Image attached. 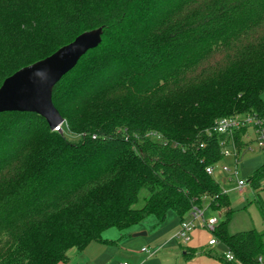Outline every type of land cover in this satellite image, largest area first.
<instances>
[{
  "label": "trees",
  "instance_id": "obj_1",
  "mask_svg": "<svg viewBox=\"0 0 264 264\" xmlns=\"http://www.w3.org/2000/svg\"><path fill=\"white\" fill-rule=\"evenodd\" d=\"M98 29L52 89L67 132L0 113V264H59L107 229L169 211L182 222L205 201L234 257L218 261L260 264L264 233H228V196L206 169L222 161L217 120L264 124V0H0V87ZM246 131L231 136L237 155ZM263 179L264 164L247 184Z\"/></svg>",
  "mask_w": 264,
  "mask_h": 264
},
{
  "label": "crops",
  "instance_id": "obj_2",
  "mask_svg": "<svg viewBox=\"0 0 264 264\" xmlns=\"http://www.w3.org/2000/svg\"><path fill=\"white\" fill-rule=\"evenodd\" d=\"M203 207H207L206 201ZM172 213L168 212V220L165 218L151 230L141 226L144 220L122 232L107 229L101 234V242H91L81 252L69 251L67 260L59 264H221L217 259V247L221 244L209 247L210 235L204 229H195L186 245L175 238L180 220ZM144 248L147 252H141ZM161 251L168 255L160 254ZM175 251L181 253L180 259L177 254L174 259L170 256Z\"/></svg>",
  "mask_w": 264,
  "mask_h": 264
},
{
  "label": "water",
  "instance_id": "obj_3",
  "mask_svg": "<svg viewBox=\"0 0 264 264\" xmlns=\"http://www.w3.org/2000/svg\"><path fill=\"white\" fill-rule=\"evenodd\" d=\"M100 43L101 29L83 33L48 58L7 78L0 87V113H33L43 118L51 131L61 132L64 120L53 106L52 89Z\"/></svg>",
  "mask_w": 264,
  "mask_h": 264
},
{
  "label": "built area",
  "instance_id": "obj_4",
  "mask_svg": "<svg viewBox=\"0 0 264 264\" xmlns=\"http://www.w3.org/2000/svg\"><path fill=\"white\" fill-rule=\"evenodd\" d=\"M241 129L247 130L246 134L243 136V141H245L247 145L242 150V152L245 150L251 151L252 147H254L256 151L264 155V124L254 116H233L222 118L217 120L212 128L207 131L208 136L220 135L222 137L219 142L220 155L222 157V161L231 160V165H219L222 162L221 161L215 166L207 168L206 173L210 176H213L214 172L219 167L218 169L223 175V183L231 184L230 190L238 194L243 193L247 182L240 178L238 164L241 159V155H237V151L231 136L234 132ZM206 209L208 208L206 207ZM220 214L221 213H219V217ZM218 222V219L214 216L205 220L204 209L194 207L187 219L180 222L179 230L175 238L181 244L186 245L191 241L193 231L197 228H200L204 229L210 235L208 246H215L218 244V241L214 237L213 233L216 229V226L218 225ZM141 252H147V250L144 248L141 250ZM224 258L227 262L234 261L233 255L227 250L224 254ZM258 262L262 264L261 258L258 259Z\"/></svg>",
  "mask_w": 264,
  "mask_h": 264
},
{
  "label": "rangeland",
  "instance_id": "obj_5",
  "mask_svg": "<svg viewBox=\"0 0 264 264\" xmlns=\"http://www.w3.org/2000/svg\"><path fill=\"white\" fill-rule=\"evenodd\" d=\"M261 98L264 102V93L261 95ZM62 130L66 131L65 126H61ZM68 139L77 140L76 136L65 134ZM252 137V135L250 134ZM246 151V152H245ZM240 156V161L238 164V170L240 173V178L247 182L253 175V173L264 164V155L259 153L252 147L251 151L245 150ZM219 165H231L228 160H223ZM219 168V167H218ZM216 169L214 172V179L220 185V188L226 192L230 204V210L232 211L231 220L227 227V231L230 235H234L241 232H247L250 230H255L259 234L264 233V179L260 182V187L258 190H253L249 185L246 184V187L243 193L238 194L234 191H231V184L223 183V175L219 169ZM230 192H229V191ZM146 197L145 192H141L139 196L138 203L134 206V209H139L144 205V199ZM202 209V207H200ZM204 208V219L207 220L210 217H216L218 221L224 219L223 214L213 212L209 209ZM169 214H173L172 211H169ZM166 217L168 220L169 215ZM161 223H158L153 217H148L142 222L143 227L151 230L154 227L160 226ZM164 251H161L162 254ZM226 253V249L222 245H218L217 254L223 256ZM181 253L179 251L173 252L170 256L174 259L175 256ZM164 256L168 255V252L163 253ZM262 264L264 263V256L262 257Z\"/></svg>",
  "mask_w": 264,
  "mask_h": 264
}]
</instances>
